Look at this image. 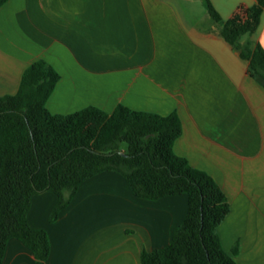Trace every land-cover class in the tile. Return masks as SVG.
<instances>
[{
    "label": "crops",
    "instance_id": "1",
    "mask_svg": "<svg viewBox=\"0 0 264 264\" xmlns=\"http://www.w3.org/2000/svg\"><path fill=\"white\" fill-rule=\"evenodd\" d=\"M222 20L256 0H209ZM264 49V11L242 37ZM43 60L59 80L52 114L118 105L176 114L173 152L221 187L229 213L217 228L236 264H264V88L228 44L204 0H7L0 6V95L18 90L25 69ZM50 190L32 196V228L44 229L47 264H142L141 252L167 246L187 213L185 194L136 197L113 171L80 184L58 219ZM236 251L233 252L234 246ZM2 264H36L8 240Z\"/></svg>",
    "mask_w": 264,
    "mask_h": 264
},
{
    "label": "trees",
    "instance_id": "2",
    "mask_svg": "<svg viewBox=\"0 0 264 264\" xmlns=\"http://www.w3.org/2000/svg\"><path fill=\"white\" fill-rule=\"evenodd\" d=\"M6 1L0 0V6ZM204 3L220 36L247 62V74L264 88V49L249 38L241 41L256 31L264 0L239 6L227 20L209 0ZM58 80L49 64L36 61L23 72L15 94L0 95V264L11 238L30 248L36 264H47L48 235L32 228L27 219L32 196L47 190L57 196L49 216L54 222L80 184L104 171L123 176L139 198L187 196L186 216L170 243L142 251V264H236L217 233L229 213L226 195L210 175L173 152L181 134L178 116L123 105L112 113L88 106L52 114L46 100Z\"/></svg>",
    "mask_w": 264,
    "mask_h": 264
},
{
    "label": "rangeland",
    "instance_id": "3",
    "mask_svg": "<svg viewBox=\"0 0 264 264\" xmlns=\"http://www.w3.org/2000/svg\"><path fill=\"white\" fill-rule=\"evenodd\" d=\"M50 216V215H49Z\"/></svg>",
    "mask_w": 264,
    "mask_h": 264
}]
</instances>
